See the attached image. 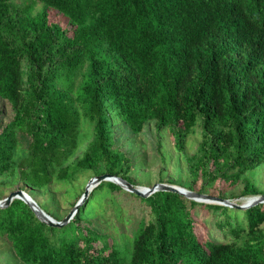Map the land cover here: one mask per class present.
Here are the masks:
<instances>
[{"label": "trees", "instance_id": "trees-1", "mask_svg": "<svg viewBox=\"0 0 264 264\" xmlns=\"http://www.w3.org/2000/svg\"><path fill=\"white\" fill-rule=\"evenodd\" d=\"M0 99L12 111L0 188L72 196L105 173L136 185L115 126L138 134L153 121L187 165L186 189L224 198L240 182L258 195L247 174L264 165V0H0ZM115 191L148 209L130 234L92 227L106 198L122 220ZM263 223L264 202L141 197L104 180L62 226L14 198L0 207V241L14 264H264Z\"/></svg>", "mask_w": 264, "mask_h": 264}, {"label": "rangeland", "instance_id": "rangeland-1", "mask_svg": "<svg viewBox=\"0 0 264 264\" xmlns=\"http://www.w3.org/2000/svg\"><path fill=\"white\" fill-rule=\"evenodd\" d=\"M11 116L12 111L9 103L0 99V130L11 119ZM153 125V121L147 122L138 134H132L120 123L115 126V145L131 159L132 165L128 172L129 178L137 186L150 187L154 183L163 182L185 188L189 184L190 176L183 157L174 149L168 131L166 129L162 130L158 135ZM196 141L197 135L189 138V142H192L188 144L187 151L189 154L194 151ZM158 142L162 152L159 150ZM247 175L261 191L260 194H264V165L255 167ZM83 179L81 177L76 182L77 192H80L78 195H63V189L58 190L54 185L45 191H32L29 195L35 202H40L46 206L45 212L48 215L56 220H61L81 200L82 191H84L86 185ZM20 186H22L21 182H17L10 187L1 186L0 199L7 196L9 192L19 189ZM112 194L120 207L122 220L120 223L117 222L111 205L106 198V210L102 215L93 218L92 227L101 229L113 236H116V233L119 232L130 234L141 218L148 219V209L143 202L128 196L125 192L115 191ZM222 195L237 204H243L247 198L255 196L242 195V184L240 182L230 190L224 191ZM201 209L202 207L196 205L193 212L198 214ZM205 213L206 215L200 216L203 221H210V219L215 218L209 210ZM209 235L214 236V231H209ZM11 260L10 251L0 241V264H14Z\"/></svg>", "mask_w": 264, "mask_h": 264}, {"label": "water", "instance_id": "water-1", "mask_svg": "<svg viewBox=\"0 0 264 264\" xmlns=\"http://www.w3.org/2000/svg\"><path fill=\"white\" fill-rule=\"evenodd\" d=\"M104 180L114 182L117 185H119L122 189L129 191L131 193H134L141 197H146L150 195L151 193L158 191V190L170 191V192H176L186 198L192 199L197 202L215 203V204L227 205L229 207L239 208V209H245L253 205H256L258 203L264 202V194H258V195L249 197L245 200L243 204H237L226 198H221V197H217V196H213V195H209L205 193H198V192L188 190L184 187H181L175 184L157 182V183H154L150 187L137 186V185L131 184L130 182H128L127 180L119 176L110 175V174L105 173V174L93 176L87 181L85 185V189L82 193L81 200L77 202L61 220H56L50 215H48L41 207H39V205L33 200V198L22 189H15L14 191L9 192L7 196L0 199V207L7 206L14 198H19L30 207V209L34 212V214L41 221H43L47 225L62 226L73 217L79 205L87 197L89 190H91L94 186H96L98 183Z\"/></svg>", "mask_w": 264, "mask_h": 264}]
</instances>
